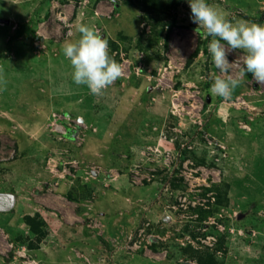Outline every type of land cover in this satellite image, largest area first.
I'll use <instances>...</instances> for the list:
<instances>
[{
    "label": "rangeland",
    "instance_id": "1",
    "mask_svg": "<svg viewBox=\"0 0 264 264\" xmlns=\"http://www.w3.org/2000/svg\"><path fill=\"white\" fill-rule=\"evenodd\" d=\"M114 1L0 0V264H264V84L211 93L187 0ZM207 2L264 24V0ZM81 22L123 66L101 96L62 52Z\"/></svg>",
    "mask_w": 264,
    "mask_h": 264
},
{
    "label": "clouds",
    "instance_id": "2",
    "mask_svg": "<svg viewBox=\"0 0 264 264\" xmlns=\"http://www.w3.org/2000/svg\"><path fill=\"white\" fill-rule=\"evenodd\" d=\"M187 2L190 19L197 25L196 31L209 40L207 51L220 73L211 84V93L224 100L230 99L234 90L245 82L247 74L264 84V24L232 21L207 0ZM76 30L79 37L66 40L62 46L63 55L73 69L72 79L75 84L86 86L91 94L101 96L122 76L123 66L110 55L108 40L94 25L81 22ZM237 50L243 53L238 66L228 60L229 52ZM7 83L4 68L0 66V91Z\"/></svg>",
    "mask_w": 264,
    "mask_h": 264
},
{
    "label": "trees",
    "instance_id": "3",
    "mask_svg": "<svg viewBox=\"0 0 264 264\" xmlns=\"http://www.w3.org/2000/svg\"><path fill=\"white\" fill-rule=\"evenodd\" d=\"M112 1H114V0H112ZM132 1L133 0H131L129 2H132ZM113 5H114V7L117 8V2L114 1V4ZM175 5H177V2L175 3ZM141 7H143V3L142 2H141ZM30 33H32V31ZM21 34H22L21 31H19V30L16 31V36L17 37H19ZM167 40H168V35L166 34L165 41H167ZM198 51L199 50H196L193 53V57H196L197 56ZM170 185H171L172 189H174V190H176V189L179 188V184H177V181L176 180H173ZM214 192H215L214 199L216 198L215 201H216V204L217 205H224V204H226L228 202L227 195H226V192L225 191L222 193L220 191V189L217 188V186H214ZM206 213H208V212H206ZM198 219H200L198 221H201V219H203V218H201V217L199 218L198 217ZM24 223H25V225L28 226V228L31 231V233L36 237V241L37 242L41 241L45 237L46 232L43 230V222L41 220H38L37 215L36 216H33V217H31V216L24 217ZM32 246L33 245L30 244L29 247L31 248Z\"/></svg>",
    "mask_w": 264,
    "mask_h": 264
},
{
    "label": "crops",
    "instance_id": "4",
    "mask_svg": "<svg viewBox=\"0 0 264 264\" xmlns=\"http://www.w3.org/2000/svg\"><path fill=\"white\" fill-rule=\"evenodd\" d=\"M1 197V196H0Z\"/></svg>",
    "mask_w": 264,
    "mask_h": 264
}]
</instances>
